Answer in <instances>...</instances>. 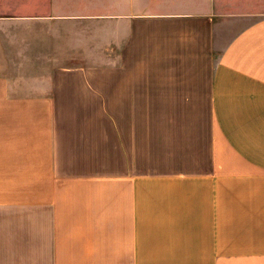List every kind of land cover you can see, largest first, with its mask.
Masks as SVG:
<instances>
[{"label":"crops","instance_id":"crops-1","mask_svg":"<svg viewBox=\"0 0 264 264\" xmlns=\"http://www.w3.org/2000/svg\"><path fill=\"white\" fill-rule=\"evenodd\" d=\"M10 8L0 264H264V0Z\"/></svg>","mask_w":264,"mask_h":264},{"label":"rangeland","instance_id":"rangeland-1","mask_svg":"<svg viewBox=\"0 0 264 264\" xmlns=\"http://www.w3.org/2000/svg\"><path fill=\"white\" fill-rule=\"evenodd\" d=\"M222 1L225 0H221V2ZM20 4L21 0H0V14L14 12L16 10H13V8L10 7L17 8V6H20ZM234 4L237 5V9H243L244 11H252L254 9L257 10L261 7V0H234Z\"/></svg>","mask_w":264,"mask_h":264}]
</instances>
